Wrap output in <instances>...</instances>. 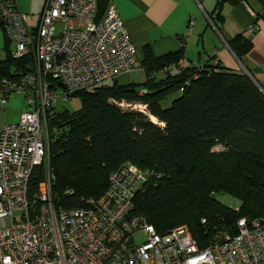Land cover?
I'll use <instances>...</instances> for the list:
<instances>
[{"label":"built area","instance_id":"1","mask_svg":"<svg viewBox=\"0 0 264 264\" xmlns=\"http://www.w3.org/2000/svg\"><path fill=\"white\" fill-rule=\"evenodd\" d=\"M0 25L13 56H33L30 69L0 76V106L12 90L23 92L25 105L16 121L0 124V264H264V213L198 239L185 223L157 231L133 204L152 168L132 162L113 167L87 205L53 206L46 114L57 95L50 79L66 92L88 89L137 66L136 48L111 0L99 18L96 0H43L31 20L16 0H0ZM138 232L141 241L133 238Z\"/></svg>","mask_w":264,"mask_h":264},{"label":"trees","instance_id":"2","mask_svg":"<svg viewBox=\"0 0 264 264\" xmlns=\"http://www.w3.org/2000/svg\"><path fill=\"white\" fill-rule=\"evenodd\" d=\"M108 1L96 0V18ZM221 1L216 0V9ZM0 28V76L14 77L32 64L33 56H13ZM228 44L240 58L250 41L236 33ZM181 58V48L155 56L144 46L137 65L142 80L118 82L115 77L66 92V97L78 96L79 106L72 111L52 108L46 114L53 206L87 205L89 197L103 190L113 167L132 162L152 168L133 204L157 231L185 222L198 239L239 216L264 213L263 90L244 71L216 63L179 65ZM56 84L50 79L51 90ZM176 91L162 106L160 101ZM120 101L143 104L144 110L121 106ZM41 175L38 167L32 186ZM217 190L236 195L238 206L214 198ZM200 216L205 224L199 223Z\"/></svg>","mask_w":264,"mask_h":264},{"label":"crops","instance_id":"3","mask_svg":"<svg viewBox=\"0 0 264 264\" xmlns=\"http://www.w3.org/2000/svg\"><path fill=\"white\" fill-rule=\"evenodd\" d=\"M111 1L124 21L138 59L144 46L155 56L181 48L179 65L216 63L231 71H244L264 92V0H222L219 9L215 8L216 0ZM251 23L257 28L249 30ZM236 33L250 41L240 58L228 44ZM2 41L1 31L0 58ZM10 99L20 102L21 110L24 107L23 92L9 93L6 103L0 106V124L16 121L21 111L15 118L5 120L6 111L12 108Z\"/></svg>","mask_w":264,"mask_h":264},{"label":"rangeland","instance_id":"4","mask_svg":"<svg viewBox=\"0 0 264 264\" xmlns=\"http://www.w3.org/2000/svg\"><path fill=\"white\" fill-rule=\"evenodd\" d=\"M16 1H17L18 5L20 6V9L22 11L26 12L30 16L31 15L37 16V14L39 13V10L41 8L42 2H43V0H16ZM58 25L59 24L57 23V26ZM0 44H1V30H0ZM1 57H3V55ZM155 75L157 76L158 73H155ZM143 77H144V73H143L141 66L139 65L137 67L130 69L126 73L119 74L117 76V79H125V81H140L143 79ZM106 83H110V80L106 81ZM55 86L56 87H55L54 91H55L57 97L52 103L54 109L66 108V109L72 111L79 106V98L77 95H69L65 98H62L61 95L66 93L65 89L59 84H56ZM18 92H20V91L19 90H12L10 93L14 94V93H18ZM176 93H178V92L176 91L172 94L167 95L165 98H163L160 101L161 105L162 106L168 105L170 99L172 97H174L176 95ZM10 105H12V108H10L6 111L5 120L15 118V116L17 115V112L19 110H21V108H22V104L20 102L18 103V101H12L11 99H10ZM140 107H142V106H140ZM142 109L144 110V107ZM153 119H154V121H157V120H155V118H153ZM214 148L218 149V148H220V145H216V146H214ZM46 160H47V165L50 168L48 153H47ZM212 196L214 198H216L218 201H220L221 203H223L229 207H232V208L237 207L239 202H240L239 198L236 195H234L233 193H231L230 191L217 190V191L212 192ZM89 198H93V197H89ZM179 223H185V222H179ZM176 224H178V223H176ZM185 224H187V223H185ZM133 238L135 241H141L143 238V234L140 232L135 233L133 235Z\"/></svg>","mask_w":264,"mask_h":264},{"label":"water","instance_id":"5","mask_svg":"<svg viewBox=\"0 0 264 264\" xmlns=\"http://www.w3.org/2000/svg\"><path fill=\"white\" fill-rule=\"evenodd\" d=\"M31 67L30 66H27V69H30ZM61 86H62V84L61 83H59Z\"/></svg>","mask_w":264,"mask_h":264},{"label":"bare ground","instance_id":"6","mask_svg":"<svg viewBox=\"0 0 264 264\" xmlns=\"http://www.w3.org/2000/svg\"><path fill=\"white\" fill-rule=\"evenodd\" d=\"M153 118H154V117H151L152 120H154Z\"/></svg>","mask_w":264,"mask_h":264}]
</instances>
